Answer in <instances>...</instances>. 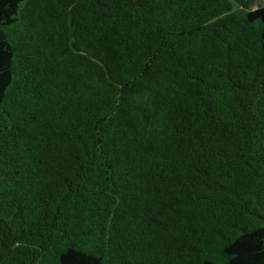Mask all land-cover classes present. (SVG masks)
I'll return each instance as SVG.
<instances>
[{"label": "trees", "instance_id": "trees-1", "mask_svg": "<svg viewBox=\"0 0 264 264\" xmlns=\"http://www.w3.org/2000/svg\"><path fill=\"white\" fill-rule=\"evenodd\" d=\"M0 0V264H264V5Z\"/></svg>", "mask_w": 264, "mask_h": 264}, {"label": "rangeland", "instance_id": "rangeland-1", "mask_svg": "<svg viewBox=\"0 0 264 264\" xmlns=\"http://www.w3.org/2000/svg\"><path fill=\"white\" fill-rule=\"evenodd\" d=\"M239 5L247 6L248 9L257 8L264 5V0H236Z\"/></svg>", "mask_w": 264, "mask_h": 264}]
</instances>
